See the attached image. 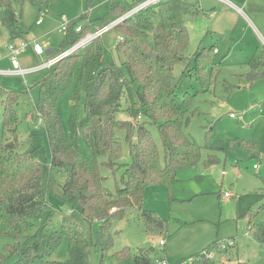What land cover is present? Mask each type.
Listing matches in <instances>:
<instances>
[{
    "label": "trees",
    "instance_id": "obj_1",
    "mask_svg": "<svg viewBox=\"0 0 264 264\" xmlns=\"http://www.w3.org/2000/svg\"><path fill=\"white\" fill-rule=\"evenodd\" d=\"M34 2L41 12L50 4V0ZM133 4H124L122 0L110 3L102 17V26ZM191 7L185 0H162L115 25L122 34L117 46L125 56V73L113 61L107 64L103 35L78 46L71 55L46 68L38 83L40 98L36 114L30 115L32 119L41 118L47 131L51 147L49 163L37 159L34 150L19 151L21 120L16 104L21 93L10 91L5 95L4 136L0 141V237L12 241L4 245L5 258L17 257L10 264H91L94 249L101 253L100 264H106L108 256L131 260L134 264H155L158 260L151 254L153 249L141 248L138 253L129 248L114 250L113 221L123 219L128 211L135 209L143 217L148 234L162 232L166 220L143 206L146 188L156 183L170 184L179 169L203 159V146L186 130L193 95L181 92L180 88L185 77L209 86L216 49L205 47L187 55L190 34L185 18L192 12ZM84 18L85 14L69 22L64 44L69 40L72 41L69 47L76 44L80 32L76 24ZM0 19L11 39L23 36L13 0H0ZM86 27L91 28L90 24ZM64 44L58 54L69 48ZM178 64L186 68L181 74L174 72ZM250 65L252 81L264 77L263 59L253 58ZM67 93L72 103L66 128L58 106ZM82 93H85V114L80 116ZM124 98L131 100L127 111L136 122L118 118ZM139 115L145 121H138ZM151 125L159 129L164 160L148 127ZM118 130L126 131L132 160L125 164L121 184L116 182L113 191L106 181L122 165L123 148ZM80 136L92 149L90 160H79ZM207 140L208 149L220 148L222 144L210 141L209 136ZM240 145L247 149L256 146L249 139H241ZM217 161L216 155L210 153L205 160L207 165ZM53 168L65 171L61 198L74 209L63 217L59 230L49 228L56 213L48 201ZM76 213L89 223L101 224L95 240L87 234ZM250 226L251 234L264 246V221L251 220ZM63 239L68 242L69 257L60 261L53 257ZM217 244L207 250L217 251ZM214 261L202 254L194 257V264H215Z\"/></svg>",
    "mask_w": 264,
    "mask_h": 264
},
{
    "label": "rangeland",
    "instance_id": "obj_2",
    "mask_svg": "<svg viewBox=\"0 0 264 264\" xmlns=\"http://www.w3.org/2000/svg\"><path fill=\"white\" fill-rule=\"evenodd\" d=\"M115 1L121 0H50L48 9L41 12L34 0H13L19 16L18 28L27 43L18 54V60L21 67L31 70L25 75L0 74V121L4 115L5 95L10 91L21 93L16 104L21 120L20 152L31 149L40 161H51L47 131L41 121L38 118L32 119L30 114L37 109L40 98L38 83L46 70L39 65L58 54L64 44L67 30L61 29L62 24L86 15L76 24L82 27L77 33L76 44L69 47L71 40L64 44L69 47L68 55H71L77 46L87 43L89 39L83 40L85 37L102 26V17L109 4ZM185 1L192 6V12L185 18L190 34L187 55H193L205 47L216 49L214 75L208 81L209 86L185 77L180 88L181 92L187 91L193 95L194 104L186 130L203 146V159L196 165L179 169L170 184L156 183L146 188L143 206L166 220L162 232L148 234L143 217L132 209L123 219L113 221L114 250L129 248L138 253L141 248L153 249V258L159 260L155 264H162V258H166L169 264H194L196 255L212 248L215 243L233 239L234 246L215 252V264H264V246L249 231L251 220L254 223L264 221V114L260 111V108L264 109V77L253 81L249 78L252 71L250 60H264V0ZM122 2L126 3L125 0ZM39 19L42 22L37 24ZM123 20L125 17L119 23ZM87 24L91 28H87ZM102 38L107 49V64L113 61L125 73V56L117 46L122 38L120 30L113 26ZM11 42L10 32L0 19L1 69L11 66L6 49ZM31 43L40 44L44 53L36 54L29 45ZM185 69L182 64H178L174 72L181 74ZM130 101L123 99L118 118L136 122V118L127 111ZM71 103L70 93H67L58 106L66 128ZM84 103L85 93H82L80 116L85 114ZM231 112L237 116L230 117ZM137 120L143 122L145 117ZM148 127L164 160L165 150L159 129L155 125ZM118 135L123 148L120 160L122 165L114 170L112 176L103 168V172L108 175L106 185L113 191L117 188L116 182L121 184L125 164L132 160L126 131L118 130ZM3 136L0 123V141ZM208 136L212 142H222L220 148L208 149ZM241 139L253 141L255 148H243L240 145ZM79 145V160H90L92 149L82 136L79 137ZM209 153L218 158L211 165L205 162ZM255 164H258L257 168ZM51 179L48 201L56 213L49 228L59 230L63 217L74 209L61 198L65 171L53 168ZM225 193L231 195L226 196ZM76 214L87 234L95 240L101 224L89 223L80 214ZM162 238L166 241L165 245L160 243ZM7 242L12 241L0 237V264H10L17 259L5 258L4 245ZM100 254L99 250L94 249L91 264H100ZM68 257V242L63 239L53 258L64 261ZM105 262L134 264L131 260H118L112 256H108Z\"/></svg>",
    "mask_w": 264,
    "mask_h": 264
},
{
    "label": "built area",
    "instance_id": "obj_3",
    "mask_svg": "<svg viewBox=\"0 0 264 264\" xmlns=\"http://www.w3.org/2000/svg\"><path fill=\"white\" fill-rule=\"evenodd\" d=\"M128 3H134L133 6L128 9L123 15L119 16L118 18H116L114 21L110 22L109 24H106L100 28H98L94 33H90L87 37H85L83 40L89 39L87 41V43L89 41H91L92 39L103 35L104 33L108 32L113 26L117 25L124 17L128 18L130 16H134L136 15L141 9L145 8L148 5H152L155 4L159 1L162 0H139L138 2L135 3V0H125ZM42 22V19H39L37 21L38 24H40ZM69 23L65 22L64 24H62L61 29L63 31H66L68 29ZM77 31H81L82 27L81 26H77L76 28ZM86 43V42H85ZM32 48V50L36 53V54H43L44 53V49L43 47L38 44H29ZM27 46V43L25 41H22L21 43H15V42H11L9 45H7V50H8V57L10 58L11 61V67L8 69H1L0 68V74H23L25 75L26 73H28L31 69L30 68H23L21 67V64L18 60V54H20L21 50L24 49ZM78 47V46H77ZM70 50L67 49L63 52H61L60 54L55 55L54 57L49 58L46 62L42 63L39 65V67H43V68H47L50 67L51 65L55 64L56 62H58L59 60H61L62 58L66 57L69 54ZM260 111L264 114V109L260 108ZM236 113L235 112H231L230 113V117H236ZM138 118H142V115H139ZM39 121H42V119L40 118ZM255 168L258 167V164L254 165ZM226 196L231 195L230 193H226ZM161 244H165V239H162L160 241ZM235 245V240L230 239L227 241H222L219 242L217 244V251H222V250H226L229 247H232ZM217 251H210V250H204L201 254L203 256H206L208 258L214 259L215 258V252ZM159 261V260H158ZM161 263L162 264H169V262L167 261L166 258H162L161 259Z\"/></svg>",
    "mask_w": 264,
    "mask_h": 264
},
{
    "label": "crops",
    "instance_id": "obj_4",
    "mask_svg": "<svg viewBox=\"0 0 264 264\" xmlns=\"http://www.w3.org/2000/svg\"><path fill=\"white\" fill-rule=\"evenodd\" d=\"M38 24V23H37ZM23 35V34H22ZM24 39V36H21V37H19V40L17 41L16 39L14 40V39H12L13 40V42H15V43H18L19 41H20V43L22 42V41H24L23 40ZM7 55H8V50H7ZM11 67V66H10ZM9 67V68H10ZM5 69H8V68H5ZM0 123L2 124V120L0 121ZM253 148H255V147H253ZM252 148V149H253ZM245 149H247V148H245ZM247 150H251V149H247ZM226 194V193H225ZM161 241V240H160ZM165 243H166V241H165ZM162 245H165V244H162Z\"/></svg>",
    "mask_w": 264,
    "mask_h": 264
}]
</instances>
